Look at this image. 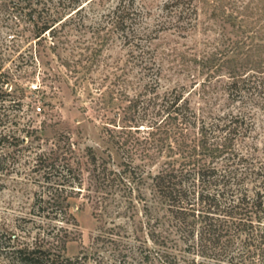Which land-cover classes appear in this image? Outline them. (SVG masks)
Segmentation results:
<instances>
[{"label":"trees","instance_id":"16d2710c","mask_svg":"<svg viewBox=\"0 0 264 264\" xmlns=\"http://www.w3.org/2000/svg\"><path fill=\"white\" fill-rule=\"evenodd\" d=\"M126 1L115 0L105 21L131 55L137 52L135 56L142 63L139 70L147 79L143 89L127 99L126 119L119 126L124 136L113 139L120 149L122 168L110 166L108 152L104 157L91 150L89 178L93 184L120 181V177L132 180L136 173L145 182L152 196L129 197L141 203L145 214L157 207L159 214L148 216L144 224L160 264H264V140L258 146L253 134L257 120H264V0L162 2L163 18L158 22L166 23L165 28L179 32L190 29L202 12L204 28L215 33L201 42V54L192 56L194 64L205 71V83L213 81L207 84V91L219 86L224 94L222 103L207 100L206 108L190 100L193 85L158 89L161 72L157 65L155 71L151 69L154 56L148 40L156 29L134 26L131 15L136 9L130 8L133 0ZM62 3L0 0L1 20L12 31L7 40L17 36L34 42L55 38L59 26L68 23L80 8L76 0ZM8 48L11 45L1 40L0 53ZM4 58L0 56L1 61ZM15 59L14 67H20L21 52ZM9 83L2 80L0 90L5 92L1 85ZM2 105L0 102V108ZM143 122L146 133L134 135ZM195 126L199 136L188 139V129ZM8 134L0 132V137ZM156 142L167 147L150 149L153 143L158 146ZM61 159L51 151L35 154L31 170L40 177L39 183L49 196L36 193L30 205L27 220L34 229L30 240L0 230V256L6 264H87L85 252L72 256L63 252L65 227L54 230L55 224L47 223L46 228L40 224L43 220L69 223L67 196H58V190L84 187L69 160ZM155 160L156 168L146 169ZM86 197L98 204V196Z\"/></svg>","mask_w":264,"mask_h":264},{"label":"rangeland","instance_id":"374dc122","mask_svg":"<svg viewBox=\"0 0 264 264\" xmlns=\"http://www.w3.org/2000/svg\"><path fill=\"white\" fill-rule=\"evenodd\" d=\"M68 1L61 0L62 4ZM163 1L133 0L130 7L138 10L131 15L134 26L156 29L148 40L154 56L151 69L155 71L157 65L161 72L158 89L193 85L189 97L195 106L206 108L207 100L222 103V89L217 86L214 91H207V84L210 86L213 81L205 83L204 69L192 61L193 54L202 52L201 42L215 33L204 28L202 12H198L196 24L190 29L179 32L165 28L166 23L158 22L163 18ZM76 2L80 8L71 14L68 23L59 26L56 39L48 36L39 42L18 36L7 40L12 31L3 24L0 7V41L11 45L5 49L10 54L0 53L6 56L0 60V83L10 80L7 86L1 85L5 92L0 90V132L9 133L0 137V230L6 235L13 232L17 239L30 240L34 232L27 220L31 217L30 205L36 193L49 196L31 168L36 153L51 151L57 158L69 160L85 187L58 190V196H67L69 223H40L42 228L47 223L55 224L54 230L60 225L66 228L65 236H61L66 240L63 252L68 256L85 252L87 264H160L155 256L157 248L144 224L148 216L159 214L157 207L152 205L154 212L150 209L148 215L141 203L135 202L136 198L130 199L152 196L145 182L135 173L132 180L120 177V181L108 179L93 184L87 171L91 150L104 157L108 152L110 166L122 168L120 149L113 139L124 136L119 126L126 119L127 99L143 89L147 76L139 70L142 63L135 56L137 52L131 55L105 21L115 0ZM18 52L23 55V63L14 67ZM144 124L138 126L134 135L146 133ZM255 129L259 146L264 140L262 118L257 120ZM187 136L194 140L199 136L196 126L188 129ZM156 143L158 146L153 143L150 149L167 147ZM156 160L146 169H155ZM86 196H98V204ZM0 264H6L1 256Z\"/></svg>","mask_w":264,"mask_h":264},{"label":"built area","instance_id":"2783aa9c","mask_svg":"<svg viewBox=\"0 0 264 264\" xmlns=\"http://www.w3.org/2000/svg\"><path fill=\"white\" fill-rule=\"evenodd\" d=\"M32 85H34V84H32ZM37 108H39V106H36Z\"/></svg>","mask_w":264,"mask_h":264}]
</instances>
